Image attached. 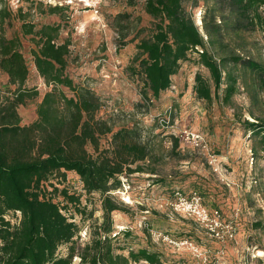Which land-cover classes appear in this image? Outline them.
Listing matches in <instances>:
<instances>
[{
    "label": "rangeland",
    "instance_id": "374dc122",
    "mask_svg": "<svg viewBox=\"0 0 264 264\" xmlns=\"http://www.w3.org/2000/svg\"><path fill=\"white\" fill-rule=\"evenodd\" d=\"M3 1L12 13L19 8L29 12L28 19L35 24L60 25L61 41L70 43L65 73L76 86L88 87L101 99L98 117L111 119L114 129L138 125L144 140L150 139L161 156L156 163L161 182L153 183L150 174H133L122 180L121 190L110 194L121 207L111 213L114 253L127 256L129 250L146 249L161 264H264V141L244 127L245 122L264 124V88L256 79L239 70L237 92L226 103L224 84L215 89L198 53L189 51L178 61L166 90L154 99L145 84L144 57L138 54L140 39L153 26L144 0ZM55 5L66 7V17L47 13ZM204 7L200 0L191 9L201 33ZM258 13L261 22L256 19L254 25L225 28L221 34L227 33L225 41L237 55L264 67V7ZM5 35L21 38L20 51L28 68L24 89L38 93L16 108L20 125L26 126L36 119L37 104L50 87L34 68L31 42L22 37L17 19L6 27ZM198 78L209 85L211 101L202 98ZM15 88L0 71V101L11 97ZM61 89L72 96L68 89ZM174 139L178 146L170 153ZM100 143L107 146L108 136ZM50 183L79 196L83 214L70 205L63 213L79 227L75 247L81 249L102 222L101 198L84 194L73 172H67L63 181L51 178ZM193 192L209 212L219 211L218 236L192 216L171 210L176 193L189 197ZM67 247H60L58 256L65 255ZM78 261L73 258L72 264Z\"/></svg>",
    "mask_w": 264,
    "mask_h": 264
},
{
    "label": "trees",
    "instance_id": "16d2710c",
    "mask_svg": "<svg viewBox=\"0 0 264 264\" xmlns=\"http://www.w3.org/2000/svg\"><path fill=\"white\" fill-rule=\"evenodd\" d=\"M199 1L144 0L153 26L140 39L138 54L144 57L143 75L151 96L157 99L166 90L178 61L189 51L198 53L215 89L224 84L226 103L237 92L241 69L264 88L263 65L237 55L225 41L227 33L221 34L225 28L254 25L256 19L261 22L258 11L264 0H202V33L191 14ZM65 8L50 6L47 13L64 18ZM28 18L29 12L19 8L12 13L0 0V71L16 87L11 97L0 101V264H72L73 258L79 259L78 264H161L146 249L129 250L127 256L115 254L110 237L111 213L121 210L110 194L121 190L122 180L133 174H150L153 183L161 182L156 169L160 154L150 139L144 140L138 125L114 129L111 119L98 117L101 99L88 87L76 86L65 73L70 43L61 41L60 25H38ZM14 19L20 22L22 37L31 42L38 76L50 87L37 104L36 119L26 126L20 125L16 108L38 93L24 89L28 68L20 51L21 38L5 35ZM61 87L72 96L67 97ZM196 87L203 99L211 101L209 85L198 78ZM244 127L264 141L263 123L245 122ZM107 136L108 144L102 147L101 139ZM177 146L174 139L170 153ZM67 172L79 177L84 194L101 198L102 222L81 249L75 247L79 227L63 213L70 205L83 214L79 196L50 183L51 178L65 180ZM64 245L66 254L58 256Z\"/></svg>",
    "mask_w": 264,
    "mask_h": 264
},
{
    "label": "built area",
    "instance_id": "2783aa9c",
    "mask_svg": "<svg viewBox=\"0 0 264 264\" xmlns=\"http://www.w3.org/2000/svg\"><path fill=\"white\" fill-rule=\"evenodd\" d=\"M170 206L174 213L192 216L199 224L209 227L218 236L215 227L220 224L221 215L218 210L209 212L203 207L202 199L197 193L193 192L189 197H182L179 193H176V200Z\"/></svg>",
    "mask_w": 264,
    "mask_h": 264
}]
</instances>
